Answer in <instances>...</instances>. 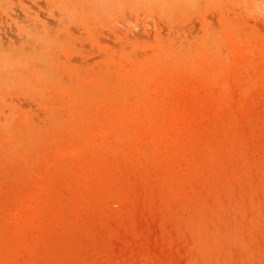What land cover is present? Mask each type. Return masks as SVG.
<instances>
[{
	"label": "rangeland",
	"instance_id": "obj_1",
	"mask_svg": "<svg viewBox=\"0 0 264 264\" xmlns=\"http://www.w3.org/2000/svg\"><path fill=\"white\" fill-rule=\"evenodd\" d=\"M263 5L264 0H0V264H264V10L262 15L259 14ZM255 53L259 54L260 66L254 72ZM241 59L245 61L240 64L238 60ZM231 64H234L233 69ZM225 72L231 79L235 77V81L240 79L242 86L237 93L244 95L250 90L254 93L255 110L249 129H259L263 139L257 138L254 149L247 141L249 135L238 133V128L231 131L226 119L215 126L218 120L212 110L214 104L207 109L206 123L196 125L190 134L192 137L188 139L189 98L193 97L194 89L203 94L204 82ZM138 77H142V81ZM99 85L103 90L97 87ZM214 89L218 90L217 87ZM226 91L223 98L231 101L227 88ZM138 92L144 94L138 95ZM75 102L76 105L73 104ZM110 106H115V109ZM172 106L176 113L187 112L184 113L186 122L180 125V130L186 132L181 130L183 144L178 145V135L174 133L170 155L161 158V169H157L152 162L150 174L138 179L145 187L144 194L152 198L150 204L155 203L156 198L161 206L154 209V221L137 227L131 224L127 228L115 213L118 206L110 203V198L103 206L96 198L106 192L107 184L116 183L119 177L133 178L134 171L140 166L138 156L142 150L144 157L149 156L152 161H155L156 154L161 155L151 138H143L147 131L141 111L145 112V120L148 121L147 117L154 110L163 113ZM135 108L141 110V114ZM121 109L128 113L125 119ZM116 114L122 117L117 119ZM238 119L235 120L237 126L241 121ZM109 122L114 123L113 126ZM80 126L83 129L78 130ZM129 133L132 135L129 136ZM125 134L127 137H124ZM139 134L142 136L138 137ZM100 136H104V140ZM258 147L263 150V155L256 153ZM52 162L54 164L49 165ZM155 174L158 175L157 180ZM186 184L187 188L184 187ZM17 185L20 188H16ZM151 191L156 195H151ZM50 205L52 208H49ZM59 208L62 210L59 211ZM164 211L168 212L166 216H162ZM158 219L161 222H157ZM143 236H146V241ZM121 241L123 244H120Z\"/></svg>",
	"mask_w": 264,
	"mask_h": 264
},
{
	"label": "bare ground",
	"instance_id": "obj_2",
	"mask_svg": "<svg viewBox=\"0 0 264 264\" xmlns=\"http://www.w3.org/2000/svg\"><path fill=\"white\" fill-rule=\"evenodd\" d=\"M261 2H263V1H261ZM264 6V5H263ZM262 10H264V7H263V9H262V7H260V13L259 14H261L262 15V13L263 12H261ZM258 13V12H257ZM258 14V15H259ZM264 17V16H263ZM222 19V18H221ZM257 19V18H256ZM220 21H222V20H220ZM264 21V20H263ZM262 21V22H263ZM224 23V22H223ZM224 25V24H223ZM264 27V26H263ZM264 29V28H263ZM256 30V29H255ZM254 32V31H253ZM256 33V32H255ZM229 35V34H228ZM248 35V34H247ZM246 35V36H247ZM262 35V34H261ZM225 36H226V34H225ZM249 37V36H248ZM226 39V38H225ZM229 39V38H228ZM227 39V40H228ZM235 40V39H234ZM233 40V41H234ZM247 40V39H246ZM258 41V40H257ZM237 42H239L238 40H237ZM227 43H228V41H227ZM246 44V43H245ZM233 45V44H232ZM235 46V45H234ZM248 46V45H247ZM261 46V45H260ZM158 47H160V46H158ZM157 47V48H158ZM156 48V49H157ZM235 48V47H234ZM252 48V47H251ZM255 48V47H254ZM230 49V48H229ZM232 49H233V47H232ZM234 50V49H233ZM158 51V50H157ZM156 51V52H157ZM241 51V50H240ZM161 52H162V49H161ZM234 52V51H233ZM159 53V52H158ZM231 54H232V52H231ZM230 54V55H231ZM235 55H236V53H235ZM241 55V54H240ZM258 53H255V55L253 54V56H256V58L254 59V67L255 68H253V71L255 72V71H257V69H256V67L259 65L260 66V64H259V62H258ZM232 57H233V55H231ZM238 56V58H239V55H237ZM231 57V58H232ZM153 58H155V57H153ZM249 58H251V56L249 55ZM156 59H158L159 60V58L157 57ZM204 60V59H203ZM214 60V59H213ZM231 60V59H230ZM242 60L243 59H241V60H238V61H240V64H241V62H242ZM162 61V60H161ZM201 61V60H200ZM245 61V59L243 60V62ZM222 62H224V60L222 61ZM230 62V61H229ZM237 62V61H236ZM236 62H234V63H236ZM264 62V61H263ZM164 63V62H163ZM232 63V62H231ZM237 63H239V62H237ZM203 64V63H202ZM217 64V63H216ZM203 65H205V63L203 64ZM232 65V69L234 68L233 67V65L234 64H231ZM144 66V65H143ZM206 66V65H205ZM237 66V65H236ZM235 66V67H236ZM259 66H258V69H259ZM145 67V66H144ZM160 67V66H159ZM238 67V66H237ZM153 68H155V66L153 67ZM169 68V67H168ZM192 68H194V67H192ZM138 69V68H137ZM144 69V68H143ZM145 69H146V67H145ZM147 69H149V68H147ZM155 69H157V68H155ZM217 69V68H216ZM141 70V69H140ZM153 70V69H152ZM161 70V69H160ZM238 70V72H239V69H237ZM260 70H261V68H260ZM149 71V70H148ZM151 71V70H150ZM156 71V70H155ZM232 71H234V70H232ZM231 71V72H232ZM133 72V71H132ZM147 72V71H146ZM200 72V71H199ZM227 72H229V71H227ZM227 72H225V73H223L224 75H219L218 77H215L214 78V76L213 77H211L210 79H208L206 82H204L205 84H204V86H205V88H204V92H203V94L200 92V91H197V89H194V91H193V97L190 99L189 98V102H188V104H187V108H188V116H187V114H186V116L188 117V124H187V126H188V139L190 138V137H192V136H190V134H191V132H194V129H195V126L196 125H198V126H202L203 124H205L206 122H205V120L207 121V116H208V111H207V109L211 106V105H213V111H214V113L217 115V120L218 121H216V123H215V126H218V124H220V123H222V122H224V120L225 121H227V123L228 124H230V126H229V129L232 131H236V129L235 128H238V133H243L244 135H249V138L247 137V141H250V147H251V149H254L253 147H255V144H256V141H258L257 140V138L258 137H260L262 134L260 133V130L259 129H257V128H255V129H249V126H250V123L252 122V120H253V118H252V114H253V110H255V107L253 106V100H255V99H252L253 98V96H254V93L252 94L250 91H248L246 94H244V95H242V94H239V93H237L239 90H240V87L242 86L241 85V82L239 81V80H236L235 81V77L234 78H230L229 77V74L227 73ZM135 73H136V70H135ZM138 73V72H137ZM147 73H149V72H147ZM147 73H146V75H147ZM152 73V72H151ZM166 73H167V71H166ZM184 73V72H183ZM260 73V72H259ZM130 74V73H129ZM141 74V73H140ZM139 73H138V75H140ZM145 74V73H144ZM159 74V73H158ZM190 74V73H189ZM195 74V73H194ZM256 74V73H255ZM137 75V76H138ZM149 75V74H148ZM161 74H159V76H160ZM179 75V74H178ZM234 75H236L235 74V72H234ZM233 75V76H234ZM241 75V74H240ZM128 76V75H127ZM142 76V75H141ZM182 76V75H181ZM248 77H250L249 76V74L247 75ZM131 77V76H130ZM136 77V76H135ZM164 77V76H163ZM120 78V77H119ZM124 78V77H123ZM128 78H129V76H128ZM139 79H140V77H138ZM160 78V77H159ZM172 78H173V76H172ZM176 78H177V76H176ZM175 78V79H176ZM117 80H118V78H116ZM136 79V78H135ZM138 79V80H139ZM165 79V78H164ZM190 79V78H189ZM102 80V79H101ZM116 80V82H118V81H120V80H118L117 81ZM127 80V79H126ZM141 81H142V77H141V79H140ZM143 80H145V79H143ZM149 80V79H148ZM151 80V79H150ZM157 80V79H156ZM161 81H162V79H160ZM180 80V79H179ZM191 80V79H190ZM185 81V80H184ZM94 82V81H93ZM99 82V81H98ZM104 82V81H103ZM123 82V81H122ZM121 82V83H122ZM129 82H131V80L129 81ZM128 82V83H129ZM138 82V81H137ZM146 82V81H145ZM160 82V81H159ZM188 82V81H187ZM254 82V81H253ZM101 84H102V81L100 82ZM124 83V82H123ZM140 83V82H139ZM259 83V82H258ZM91 84V83H90ZM118 84V83H117ZM127 84V83H126ZM135 84V83H134ZM165 84V83H164ZM169 84V83H168ZM173 84H174V82H173ZM94 86H96L95 84H93ZM103 85V84H102ZM107 85V84H106ZM106 85H104V86H106ZM110 85V84H109ZM121 86H122V84H120ZM137 85H138V83H137ZM166 85V84H165ZM164 85V86H165ZM182 85L183 84H181V87H182ZM185 85V84H184ZM243 85H245V84H243ZM91 86H92V84H91ZM108 86V85H107ZM117 86H119V85H117ZM139 86V85H138ZM152 85L150 84V87H151ZM257 86V85H256ZM97 87H100L101 88V86L99 85V86H97ZM109 87V86H108ZM114 87H116V86H114ZM147 87V86H146ZM213 87H217V89L218 90H216L215 91V89L213 90ZM243 87H245V86H243ZM92 88V87H91ZM110 88V87H109ZM113 88V87H112ZM136 88V87H135ZM152 88V87H151ZM160 88V87H159ZM163 88V87H162ZM171 88H172V86H171ZM226 88L228 89V93L229 94H227V95H229V97H230V100L231 101H228V99H227V97H225V98H223L224 97V94H226L227 93V91H226ZM102 89V88H101ZM106 89V88H105ZM115 89H117V88H115ZM146 89V88H145ZM185 89V88H184ZM188 89V88H187ZM200 89V87L198 88V90ZM57 90H58V88H57ZM103 90V89H102ZM107 90V89H106ZM110 90V89H109ZM108 90V91H109ZM113 90H114V88H113ZM112 90V91H113ZM172 90V89H171ZM180 90H181V88H180ZM180 90L178 89V92H180ZM112 91H111V93H112ZM115 91H117V90H115ZM185 91V90H184ZM184 91H183V94H184ZM187 91V90H186ZM99 92H101V91H99ZM107 92V91H106ZM106 92H105V94L103 93V95H104V97L103 98H105V96H106ZM117 92H119V91H117ZM136 92V91H135ZM174 92V91H173ZM176 92V91H175ZM174 92V93H175ZM182 92V91H181ZM187 92H189V90L187 91ZM191 92V91H190ZM110 93V94H111ZM115 93V92H114ZM140 93L141 92H138V95H140ZM158 93V92H157ZM170 93H172V92H170ZM256 93V92H255ZM141 94H144V93H141ZM152 93H150V95H151ZM155 94V93H154ZM177 94V93H176ZM182 94V95H183ZM187 94V93H186ZM192 94H191V96H192ZM236 94H239L238 96L236 95ZM257 94H259V92H257ZM69 95V94H68ZM86 95V94H85ZM118 95V94H117ZM149 95V96H150ZM178 95V94H177ZM70 96V95H69ZM87 96V95H86ZM102 96V95H101ZM107 96H109V94L107 95ZM128 96V95H127ZM155 96V95H154ZM153 96V98H155ZM184 96V95H183ZM186 96V95H185ZM257 96H259V95H257ZM66 97V96H65ZM118 97H121V96H118ZM128 97H130V96H128ZM127 97V98H128ZM137 97V96H136ZM143 97V96H142ZM166 97V96H165ZM180 97H181V95H180ZM211 97V98H210ZM263 97V96H262ZM262 97H261V99H262ZM67 98V97H66ZM86 98V97H85ZM88 98V97H87ZM98 98V97H97ZM102 98V97H101ZM102 98V99H103ZM107 99H108V97H106ZM117 98V97H116ZM159 99H161V97H158ZM168 98H169V96H168ZM178 98V97H177ZM182 98V97H181ZM184 98V97H183ZM256 98H258V97H256ZM100 99V98H99ZM130 99V98H129ZM155 99H157V98H155ZM164 99H166V98H164ZM180 99V98H179ZM119 100H121V98L119 99ZM151 100H153V99H151ZM168 100V99H167ZM182 100V99H181ZM184 100H186V99H184ZM227 100V101H226ZM258 100V99H257ZM263 100V99H262ZM69 101V100H68ZM116 101H117V99H116ZM122 101V100H121ZM126 101H127V99H126ZM129 101H132L131 99L129 100ZM128 101V102H129ZM135 101V100H134ZM133 101V102H134ZM155 101H157V100H155ZM161 101V100H160ZM187 101V100H186ZM102 103H103V101H101ZM107 103H108V101H106ZM112 102V101H111ZM145 102H147V101H145ZM151 102V101H150ZM149 102V103H150ZM154 102V101H153ZM162 102V101H161ZM164 102V101H163ZM185 102V101H184ZM259 102L260 101H258V104H259ZM76 103L77 102H75V103H73V104H75L76 105ZM91 103H93V102H91ZM90 103V104H91ZM98 103V102H97ZM101 103V104H102ZM110 103V102H109ZM115 103V102H114ZM116 103H118V102H116ZM115 103V104H116ZM143 104H144V102H142ZM157 103V102H156ZM160 103V102H159ZM187 103V102H186ZM261 103V102H260ZM46 105H47V103H45ZM73 104H71V105H73ZM86 104H89V103H86ZM100 104V103H99ZM121 104V103H120ZM154 104V103H153ZM230 104H232V105H230ZM256 104H257V102H256ZM262 104V103H261ZM78 105H79V103H78ZM81 105H84V104H81ZM142 105V104H141ZM157 105H158V103H157ZM164 105V104H163ZM162 105V106H163ZM169 105V104H168ZM167 105V106H168ZM184 105H186V104H184ZM260 105V104H259ZM66 106H67V104H66ZM80 106V105H79ZM94 106V108H95V105H93ZM97 106V105H96ZM100 106V105H99ZM103 106V105H102ZM107 106H108V104H107ZM127 106V105H126ZM126 106H125V109H126ZM143 106V105H142ZM144 106H145V104H144ZM150 106V105H149ZM166 106V107H167ZM256 106V105H255ZM261 106V105H260ZM82 107V106H81ZM85 107V106H84ZM83 107V108H84ZM86 107H88V106H86ZM90 107V106H89ZM104 107H105V105H104ZM109 107V106H108ZM111 108H113V109H115L114 107L115 106H110ZM129 107V106H128ZM132 107V106H131ZM146 107V106H145ZM158 107V106H157ZM185 107V108H186ZM258 107V106H257ZM77 108H79V107H77ZM83 108H82V110H83ZM92 108V107H91ZM118 109H120L119 107H117ZM116 108V109H117ZM130 108V107H129ZM133 108V107H132ZM132 108H130V109H132ZM147 108V107H146ZM154 108V107H153ZM167 108H169V106L167 107ZM179 108H181V107H179ZM186 108V109H187ZM87 109V108H86ZM93 109V108H92ZM103 109H105V108H103ZM113 109H111L112 110V112H114L113 111ZM117 109V110H118ZM124 109V108H123ZM124 109V110H125ZM137 109H139V108H137ZM140 109H141V107H140ZM139 109V110H140ZM152 109V108H151ZM155 109V108H154ZM161 108H159V110H160ZM74 110V109H73ZM79 109H77V111H78ZM110 110V111H111ZM122 110V109H121ZM133 110V109H132ZM135 110H136V108H135ZM144 110V109H143ZM147 110H148V108H147ZM164 110V109H163ZM98 111H101L100 109H98ZM102 111H104V110H102ZM123 111V110H122ZM136 111H138V110H136ZM141 111V110H140ZM140 111H138V113H140ZM152 111V110H151ZM176 110H175V108L172 106V108L171 109H169V110H167V111H163V113H159V111H157V110H154L153 111V113L151 114L150 112V114H149V117H147V119L149 118V120L148 121H146L145 119V112L144 111H141V112H143L142 113V117L144 118V120L143 119H141V120H143L144 121V124H146V131H147V134H146V136H145V134H144V137L143 138H145V137H147V138H151L150 140L151 141H153V143L155 144V145H157L158 146V148H159V152H160V154L161 155H159V154H156L155 155V157L154 158H156L155 159V161H152V160H150V158H149V156L148 157H144V154H142V152H143V150L141 149V147H140V145H139V147H140V149L142 150V152H139V153H136V155L137 154H139V156H138V163H139V167H137V169H136V171H134V173H133V178H126V177H119L118 179H117V182L116 183H113V184H110V185H106V192H104V193H100V195L99 196H97V201L103 206V205H107V199L108 198H110L111 200H110V203H114V204H116L118 207H116L117 209L116 210H114L115 211V213L117 214V215H119V217H120V221L122 222V224L125 226V227H127V228H129V226L131 225V224H133V225H135L136 227L137 226H140L141 224H143V223H149V222H152V221H154L155 219V216H154V211L156 210V208H159L160 206H161V203H160V201L159 200H157L156 198H155V203H153V204H150L151 202H153L152 201V198L151 197H149L148 195H145L144 194V189H145V187L143 186V185H140V182H139V178H141L142 176H144L145 174H150V172H149V170H150V168H149V166L151 165V163L153 162V164L155 163L156 164V168L157 169H161L160 168V164H161V158H163V157H165L166 155L167 156H169L170 155V146H171V138H172V136H173V134L175 133V134H177L178 136H177V139H178V145L179 146H182V144H183V132L184 133H186L185 131H183V129H181L183 132H181V130H180V125H181V123H184V122H186V120H185V115H184V113H182V114H179V113H176L175 112ZM83 112V111H82ZM92 112V111H91ZM90 112V113H91ZM116 112V111H115ZM124 112V111H123ZM125 112H126V110H125ZM124 112V113H125ZM147 112V111H146ZM173 112H175V114L174 115H172V113ZM210 112V111H209ZM261 112V111H260ZM50 113V112H49ZM69 113V112H68ZM84 113V112H83ZM105 113V112H104ZM117 113V112H116ZM135 113V112H134ZM137 113V112H136ZM135 113V114H136ZM263 113V112H262ZM74 114V113H73ZM132 114H133V112H132ZM141 114V113H140ZM211 114V113H210ZM264 114V113H263ZM49 115V114H48ZM71 115V114H70ZM69 115V118L71 117ZM77 115V114H76ZM90 115V114H89ZM103 115V114H102ZM117 115V119L119 118H121L118 114H116ZM122 115V114H121ZM124 115V114H123ZM128 115V113H125V115H124V119H125V116H127ZM131 115V114H130ZM139 115V114H138ZM259 115V114H258ZM78 116H80L79 114H78ZM77 116V117H78ZM86 116H87V114H86ZM108 116V115H107ZM115 116V115H114ZM119 116V117H118ZM132 116V115H131ZM130 116V117H131ZM133 116H134V114H133ZM132 116V117H133ZM260 116V115H259ZM54 117V116H53ZM88 117V116H87ZM92 117V116H91ZM91 117H90V119H91ZM109 117V116H108ZM141 117V118H142ZM240 118V119H238V120H241L240 121V123H238V126H237V124L235 123V120H237V118ZM262 117H264L263 115H262ZM261 117V118H262ZM72 118V117H71ZM82 118V117H81ZM86 118V117H85ZM85 118H83V119H85ZM94 118V117H93ZM97 118H101V117H97ZM107 118V117H106ZM106 118H104V119H106ZM134 118V117H133ZM140 117H138V119H139ZM213 118H214V116H213ZM68 119V118H67ZM87 119V118H86ZM108 120L110 119V118H107ZM112 119H113V117H112ZM160 119H162V121L160 122L159 120ZM100 120V119H99ZM107 120V121H108ZM132 120H135V119H132ZM140 120V119H139ZM72 121V120H71ZM80 121V120H79ZM84 122H85V120H83ZM89 121V120H88ZM95 122H96V120H94ZM101 121V120H100ZM107 121H105V122H107ZM118 121V120H117ZM121 121V120H120ZM124 121V120H123ZM212 121V120H211ZM255 121V120H254ZM61 122V121H60ZM63 122V121H62ZM73 122V121H72ZM76 123L78 122L77 120L75 121ZM87 122V121H86ZM99 122V121H98ZM104 122V123H105ZM128 122V121H127ZM138 122V121H137ZM239 122V121H238ZM257 122H258V120H257ZM71 123V122H70ZM82 123V122H81ZM101 123V122H100ZM109 123H111V122H109ZM114 123H117L116 121L114 122ZM113 123V124H114ZM132 123V122H131ZM130 123V124H131ZM139 123H141V121L139 122ZM208 123V122H207ZM218 123V124H217ZM226 123V124H227ZM15 124H16V122H15ZM18 124H20V123H18ZM58 124V123H57ZM66 124V123H65ZM64 124V125H65ZM68 124V123H67ZM74 124V123H73ZM107 124V123H106ZM105 124V125H106ZM113 124L111 123V125L113 126ZM128 124V123H127ZM22 125V124H21ZM77 126H78V123L76 124ZM80 125V124H79ZM99 125V124H98ZM100 125H103L104 126V124H100ZM110 125V126H111ZM131 125H133V124H131ZM165 125V126H164ZM207 125V124H206ZM236 125V126H235ZM76 126V127H77ZM87 127H88V125H86ZM91 126V125H90ZM89 126V127H90ZM111 126V127H112ZM124 126H125V124H124ZM187 126H185V127H187ZM205 126V125H204ZM203 126V127H204ZM81 127V126H80ZM86 127V128H87ZM123 127V126H122ZM138 127V126H137ZM143 126H141L140 128H142ZM213 127V126H212ZM97 128V127H96ZM112 128H114V127H112ZM111 128V129H112ZM125 128H126V126H125ZM128 128V127H127ZM135 128V127H134ZM205 128V127H204ZM217 128V127H216ZM222 128V127H221ZM52 129V128H51ZM50 129V130H51ZM61 129V128H60ZM76 129V128H75ZM74 129V130H75ZM78 129V128H77ZM81 129H83L82 127L80 128V129H78V130H81ZM94 129H95V127H94ZM107 129V128H106ZM123 129V128H122ZM225 129H228V128H225ZM85 130V129H84ZM83 130V131H84ZM113 130V129H112ZM121 130V129H120ZM132 130V129H131ZM206 130H208V129H205V131ZM58 131V130H57ZM56 131V132H57ZM85 131H87V130H85ZM108 131V130H107ZM107 131H104V132H107ZM135 131H137V130H135ZM202 131H203V128H202ZM227 131V130H226ZM54 131H52V133H53ZM63 132H66V131H63ZM68 132V131H67ZM79 132V131H78ZM90 132H91V130H90ZM110 132V131H109ZM176 132H178V133H176ZM45 133V132H44ZM55 133V132H54ZM111 133H113V132H111ZM120 133H121V131H120ZM119 133V134H120ZM123 133V132H122ZM133 133H135V132H133ZM205 133H207V132H205ZM214 133V132H213ZM263 133V132H262ZM61 134V132L59 133V135ZM62 134H64V133H62ZM79 134V133H78ZM85 135H86V133H84ZM138 134V133H137ZM136 134V135H137ZM141 134V133H140ZM138 135V137L139 136H142V135ZM209 134V133H208ZM232 134V133H231ZM47 135V134H46ZM84 135V136H85ZM102 135V134H101ZM112 135V134H111ZM121 135V134H120ZM131 135H132V133H131ZM130 135V133H129V136H131ZM193 135H195V134H193ZM204 135V134H203ZM213 135V134H212ZM233 135V134H232ZM55 136V135H54ZM80 136V135H79ZM78 136V137H79ZM114 136V135H113ZM124 136V135H123ZM123 136H121V137H123ZM197 136V135H196ZM206 136V135H205ZM48 137V136H47ZM62 137V136H61ZM74 137V136H73ZM93 137V136H92ZM101 137V136H100ZM111 137V136H110ZM124 137H127L126 136V134H125V136ZM55 138V137H54ZM59 138H60V136H59ZM62 138H64V137H62ZM61 138V139H62ZM70 138V137H69ZM68 138V139H69ZM72 138V137H71ZM81 138H82V136H81ZM86 138V137H85ZM96 138H99V135L98 136H96L95 137V139ZM102 138V140H104L103 138H104V136L103 137H101ZM100 138V139H101ZM106 138V137H105ZM112 138H114L115 139V137H112ZM132 138V137H131ZM142 137H140V139H141ZM186 138V137H185ZM201 138V137H200ZM261 138V137H260ZM60 139V140H61ZM76 139V138H75ZM87 139V138H86ZM187 139V140H188ZM208 139H210V138H208ZM262 139V138H261ZM53 140V139H52ZM90 140V139H89ZM96 140H98V139H96ZM135 141H136V139H134ZM150 140H148V141H150ZM263 140V139H262ZM48 142H49V140H47ZM55 141V140H54ZM56 141H58V139L56 140ZM78 141H79V139H78ZM82 141V140H81ZM81 141H79V142H81ZM101 141V140H100ZM107 141V140H106ZM145 141V140H144ZM143 141V142H144ZM185 141V140H184ZM208 141H210V140H208ZM63 142H65V141H63ZM62 142V143H63ZM76 142H77V140H76ZM86 142V141H85ZM128 142H130V141H128ZM132 142V141H131ZM130 142V143H131ZM141 142V141H140ZM147 142V141H146ZM207 142V141H206ZM262 142H264V141H262ZM262 142H260V143H262ZM70 143V142H69ZM75 143V142H74ZM88 143V142H87ZM114 143V142H113ZM117 143H119V142H117ZM122 143H123V140H122ZM130 143L128 144H126V145H130ZM133 143V142H132ZM131 143V144H132ZM138 143V142H137ZM142 143V142H141ZM203 143H205V141L203 142ZM214 143V142H213ZM221 143H223V141L221 142ZM249 143V142H248ZM259 143V142H258ZM49 144V143H48ZM57 144H59V143H57ZM84 144H86V143H84ZM89 144V143H88ZM91 144V143H90ZM92 144H93V142H92ZM91 144V145H92ZM134 144H136V143H134ZM54 145H56V143L54 144ZM80 145V144H79ZM95 145V144H94ZM96 145H97V143H96ZM95 145V146H96ZM102 145H103V143H102ZM115 145V144H114ZM118 145V144H117ZM213 145V144H212ZM261 145V144H260ZM260 145H259V147H260ZM263 145V144H262ZM82 146V145H81ZM80 146V147H81ZM88 146V145H87ZM120 146V145H119ZM175 146V145H174ZM43 147V146H42ZM51 147V146H50ZM59 147V146H58ZM63 147V146H62ZM86 147V146H85ZM84 147V148H85ZM102 147V146H101ZM132 147H134V146H132ZM258 147V148H259ZM45 148V147H44ZM64 148V147H63ZM78 148V147H77ZM87 148V147H86ZM93 148V147H92ZM95 148V147H94ZM93 148V149H94ZM116 148H118V146L116 147ZM120 148H122V147H120ZM128 148V147H127ZM154 148H156V147H154ZM154 148H152V149H154ZM257 148V149H258ZM41 149V148H40ZM46 149V148H45ZM50 149V148H49ZM98 149V148H97ZM147 149V148H146ZM222 149H223V147H222ZM263 149V148H262ZM44 150V149H43ZM60 150V149H59ZM67 150V149H66ZM70 150V149H69ZM78 150V149H77ZM76 149H75V151H77ZM87 150V149H86ZM106 150H108V149H106ZM124 150H126V148H124ZM136 150V149H135ZM140 150V151H141ZM192 150V149H191ZM200 150V149H199ZM61 151V150H60ZM73 151V150H72ZM82 151V150H81ZM88 151H90L91 152V150H88ZM97 151H99V150H97ZM105 151V150H104ZM129 151V150H128ZM138 151V150H137ZM188 151V150H187ZM193 151V150H192ZM219 151H220V149H219ZM255 151H256V153H263L261 150H260V148H259V150H256L255 149ZM45 153H46V151H44ZM43 152V153H44ZM48 152V151H47ZM66 152V151H65ZM107 152V151H106ZM158 152V151H157ZM156 152V153H157ZM254 152V151H253ZM50 153V152H49ZM64 153V152H63ZM62 153V154H63ZM69 153V152H68ZM87 153V152H86ZM92 153L94 154V152H93V150H92ZM127 153V152H126ZM172 153V152H171ZM182 153V152H181ZM180 153V154H181ZM193 153V152H192ZM226 153V152H225ZM224 153V154H225ZM70 155L72 154V152H70L69 153ZM75 154H76V152H75ZM90 154V153H89ZM130 154V153H129ZM176 154H178L177 152H176ZM179 154V155H180ZM44 155V154H43ZM46 155H48L47 153H46ZM77 155V154H76ZM76 155H73L74 157L76 156ZM87 155V154H86ZM96 155H98V154H96ZM95 155V156H96ZM135 155V156H136ZM263 155V154H262ZM50 156V155H49ZM64 156V155H63ZM89 156V155H88ZM108 156H109V154H108ZM110 156H111V154H110ZM125 156V155H124ZM128 156V155H127ZM130 156V155H129ZM134 156V157H135ZM177 156V155H176ZM186 156V155H185ZM264 156V155H263ZM45 157V156H44ZM65 157V156H64ZM79 157V156H78ZM100 157H102V156H100ZM254 157V156H253ZM256 157H257V155H256ZM69 158V157H68ZM93 158V157H92ZM95 158V157H94ZM96 158H98V156L96 157ZM117 158V157H116ZM125 158V157H124ZM129 158V157H128ZM169 157H167V159H168ZM171 158V157H170ZM182 159H187L188 157H185V158H183V157H181ZM260 159H261V157H259ZM37 159V158H36ZM57 159H59V157H57ZM56 159V160H57ZM71 159V158H70ZM105 159V158H104ZM174 159H176V157L174 158ZM174 159H170L169 161H172V160H174ZM40 160V159H39ZM60 160V159H59ZM64 160V159H63ZM65 160H66V158H65ZM72 160V159H71ZM81 159H79L78 161H80ZM101 160V159H100ZM135 160V159H134ZM154 160V159H153ZM91 161H92V159H91ZM105 161V160H104ZM107 161V160H106ZM119 161V160H118ZM125 161V160H124ZM178 162H179V159L177 160ZM188 161H190V160H188ZM209 161V160H208ZM22 162V161H21ZM28 162V161H27ZM38 162V161H37ZM40 162V161H39ZM102 162V161H101ZM100 162V163H101ZM131 162V161H130ZM23 163V162H22ZM29 163H31L30 161H29ZM28 163V164H29ZM33 163V162H32ZM61 163V162H60ZM69 163V162H68ZM73 163H75V162H73ZM89 163V162H88ZM103 163V162H102ZM101 163V164H102ZM107 163V162H106ZM125 163H126V161H125ZM170 163V162H169ZM213 163H214V161H213ZM217 163H218V161H217ZM24 164V163H23ZM52 164H54L53 162L51 163V164H49V165H52ZM154 164V165H155ZM174 164V163H173ZM177 165H179L178 163H176ZM11 165V164H10ZM58 165V164H57ZM56 165V166H57ZM126 165V164H125ZM184 165V164H183ZM15 166H17V165H15ZM15 166H13V167H15ZM41 166V169H42V165H40ZM59 166V165H58ZM61 166V165H60ZM59 166V167H60ZM63 166V165H62ZM66 166H67V164H66ZM75 166V165H74ZM93 166H96L95 164L93 165ZM92 166V167H93ZM97 166H100V165H97ZM104 166V165H103ZM103 166H101L102 168H103ZM105 166H107V165H105ZM127 166H128V164H127ZM173 166V165H172ZM182 166V165H181ZM233 166V165H232ZM18 167H22V166H18ZM34 167H36V166H34ZM63 167H65V164H64V166ZM87 167V166H86ZM100 167V168H101ZM163 167V166H162ZM183 167V166H182ZM211 167V166H210ZM17 167H15V169H16ZM22 168H24V167H22ZM22 168L20 169V170H22ZM39 168V167H38ZM62 168V167H61ZM66 168V167H65ZM70 168V167H69ZM78 168V167H77ZM82 168V167H81ZM174 168V167H173ZM177 168V167H176ZM205 168V167H204ZM215 168V167H214ZM29 169V168H28ZM34 169H36V168H34ZM58 169V168H57ZM63 169V168H62ZM92 169V168H91ZM97 169V168H96ZM129 169V168H128ZM17 170V169H16ZM33 170V169H32ZM163 170H164V167H163ZM169 170H170V168H169ZM34 171H36V170H34ZM60 171H63V170H60ZM76 171V170H75ZM81 171V170H80ZM84 171V170H83ZM89 171V170H88ZM97 171V170H96ZM98 171H99V169H98ZM101 171V170H100ZM172 171V170H171ZM203 171V170H202ZM205 171V170H204ZM23 172V171H22ZM50 172V171H49ZM68 172V171H67ZM159 172H161V171H159ZM163 172H165V170L163 171ZM162 172V173H163ZM170 172V171H169ZM199 172H201V171H199ZM214 172H216V171H214ZM17 173V172H16ZM32 173H34V172H32ZM70 173V172H69ZM81 173V172H80ZM166 173V172H165ZM194 173V172H193ZM196 173V172H195ZM223 173V172H222ZM39 174V173H38ZM59 174H61V172H59ZM63 174H65V173H63ZM74 174V173H73ZM77 174H78V172H77ZM118 174V173H117ZM164 174V173H163ZM168 174V173H167ZM221 174V173H220ZM23 175H25V174H23ZM37 175V174H36ZM50 175V174H49ZM72 174H70V176H71ZM81 175V174H80ZM90 175V174H89ZM91 175H93V174H91ZM31 176V175H30ZM33 176V175H32ZM48 176V175H47ZM84 176H86V175H84ZM168 176H169V174H168ZM184 176H186V175H184ZM200 176V175H199ZM225 176V175H224ZM2 177V176H1ZM24 177V176H23ZM25 177H29V176H25ZM67 177V176H66ZM87 177V176H86ZM94 177V176H93ZM192 177V176H191ZM221 177H222V175H221ZM15 178V177H14ZM14 178H12V181H15V180H13ZM30 178V177H29ZM82 178H84L83 177V175H82ZM157 178H158V175L157 174H155V179L157 180ZM182 178V177H181ZM180 178V179H181ZM195 178V177H194ZM24 179V178H23ZM26 179V178H25ZM24 179V180H25ZM51 179V178H50ZM62 179H63V177H62ZM61 179V180H62ZM72 179V178H71ZM81 178H79V180H80ZM85 179V178H84ZM91 179V178H90ZM93 179V178H92ZM91 179V180H92ZM109 179V178H108ZM178 179V178H177ZM196 179V178H195ZM20 180V179H19ZM48 180V179H47ZM78 180V181H79ZM82 180V179H81ZM89 180V179H88ZM91 180H90V182H91ZM175 180V179H174ZM202 180H204V179H202ZM10 181V180H9ZM33 181V180H32ZM66 181V180H65ZM64 181V182H65ZM171 181H173V180H171ZM199 181V180H198ZM11 182V181H10ZM9 182V183H10ZM58 182H60V181H58ZM180 182V181H179ZM178 182V183H179ZM234 182V181H233ZM19 183V182H18ZM57 183V182H56ZM65 183H67V182H65ZM82 183H83V181H82ZM100 183V182H99ZM87 184H88V182H87ZM98 184V183H97ZM195 184V183H194ZM206 184H207V182H206ZM210 184H212V183H210ZM255 184H256V182H255ZM27 185H28V183H27ZM48 185V184H47ZM60 185V184H59ZM65 185V184H64ZM68 185H69V182H68ZM73 185V184H72ZM18 187H16V188H20L19 187V185H17ZM36 186V185H35ZM147 186V185H146ZM187 186V184L184 186L185 188H187L186 187ZM257 186V185H256ZM5 187V186H4ZM7 187V186H6ZM22 187V186H21ZM48 187V186H47ZM59 187H61V186H59ZM170 187V186H169ZM260 187V186H259ZM10 188V187H9ZM23 188V187H22ZM92 187H90V188H88V189H91ZM176 189H177V187H175ZM29 189V188H28ZM32 189V188H31ZM33 189H35L34 188V186H33ZM59 189V188H58ZM61 189H64V188H61ZM24 190V189H23ZM180 190V189H179ZM198 190V189H197ZM176 191V190H175ZM181 191H183V190H181ZM188 191H190V190H188ZM20 192V191H19ZM24 192V191H23ZM25 192H26V190H25ZM78 192H80L79 190H78ZM89 192H92L91 190L89 191ZM17 193H18V191H17ZM2 194V193H1ZM21 194V193H20ZM19 194V195H20ZM43 194V193H42ZM11 195V194H10ZM22 195V194H21ZM45 195V194H44ZM58 195V194H57ZM78 195V194H77ZM86 195H87V193H86ZM151 195H156L153 191H151ZM150 195V196H151ZM187 195V194H186ZM40 195H38V197H39ZM42 196V195H41ZM46 196V195H45ZM50 196V195H49ZM215 196V195H214ZM47 197H48V195H47ZM46 197V198H47ZM53 197V196H52ZM59 197V196H58ZM65 197V196H64ZM168 197V196H167ZM182 197H183V195H182ZM9 198V197H8ZM45 198V199H46ZM48 198H50V197H48ZM81 198V197H80ZM85 198V200H86V197H84ZM193 198V197H192ZM26 199V198H25ZM82 199V198H81ZM178 199V198H177ZM261 199V198H260ZM11 200V199H10ZM20 200V199H19ZM43 200H44V198H43ZM50 200H51V198H50ZM53 200V199H52ZM68 200V199H67ZM74 200V199H73ZM79 200V199H78ZM84 200V199H83ZM212 200V199H211ZM210 200V201H211ZM12 201H14L13 199H12ZM25 201H28V199L27 200H25ZM24 201V202H25ZM31 201V200H30ZM41 201V200H40ZM39 201V202H40ZM82 201V200H81ZM39 202H38V204H39ZM43 202V201H42ZM61 202H63V201H61ZM65 202H66V200H65ZM167 202V201H166ZM14 203V202H13ZM17 203V202H16ZM15 203V204H16ZM33 203V202H32ZM52 203V202H51ZM58 203V202H57ZM77 203V202H76ZM96 203V202H95ZM188 203V202H187ZM12 204V203H11ZM24 206H25V204L24 203H22ZM49 204V203H48ZM59 204H62V203H60L59 202ZM5 205V204H4ZM21 205V204H20ZM32 205H34V203L32 204ZM41 205V204H40ZM45 206L47 205V204H44ZM65 205V204H64ZM73 205V204H72ZM71 204H70V206H72ZM77 205V204H76ZM76 205H75V207H76ZM80 205V204H79ZM83 205V204H82ZM85 205V204H84ZM109 205V204H108ZM43 206V205H42ZM57 207L56 208H58V205H56ZM63 206V205H62ZM61 206V207H62ZM78 206V205H77ZM97 206H99V205H97ZM66 207V206H65ZM68 207V206H67ZM114 207V206H113ZM27 208V207H26ZM49 208H52L51 207V205H50V207ZM64 208V207H63ZM190 208V207H189ZM188 208V209H189ZM60 210L59 211H61L62 209L61 208H59ZM67 209V208H66ZM89 209H90V207H89ZM155 209V210H154ZM25 210V209H24ZM27 210V209H26ZM29 210V209H28ZM33 210H36V209H33ZM32 210V211H33ZM48 210V209H47ZM50 210H52V209H50ZM54 210V209H53ZM68 210V209H67ZM80 210H82V209H80ZM214 210V209H213ZM32 211H30V212H32ZM44 211V210H43ZM65 211V210H64ZM209 211H211L210 209H209ZM9 212V211H8ZM24 212V211H23ZM28 213H30L29 211H27ZM148 212V213H147ZM184 213H186V211H183ZM16 213V212H15ZM20 213V212H19ZM68 213V212H67ZM90 213V212H89ZM107 213V212H106ZM26 214V213H25ZM69 214V213H68ZM152 215V216H149V215ZM163 214L166 216L167 214H168V212H166V211H164L163 213H162V216H163ZM171 214V213H170ZM211 214V213H210ZM14 215V214H13ZM13 215H11V217H13ZM20 215V214H19ZM187 215V214H186ZM21 216V215H20ZM165 216H164V218H165ZM22 217V216H21ZM21 217H20V219H21ZM27 217V216H26ZM32 217V216H31ZM74 217H76V216H74ZM73 217V218H74ZM14 218V217H13ZM42 218V217H41ZM72 218V217H71ZM168 218H169V216H168ZM167 218V219H168ZM17 219H19V218H17ZM30 220L29 221H31L30 223H32V220H31V218H29ZM45 219H47V218H45ZM157 219V218H156ZM206 219V218H205ZM9 220H11V219H9ZM35 220V219H34ZM159 220V219H158ZM161 220V219H160ZM157 221V222H161V221ZM256 220V219H255ZM15 221V220H14ZM41 221V220H40ZM47 221H48V219H47ZM47 221H45V222H47ZM51 221H52V219H51ZM70 221H72L71 219H70ZM11 222V221H10ZM18 222H20V221H18ZM35 222V221H34ZM198 222V221H197ZM14 223V222H13ZM30 223H29V225H30ZM166 223V222H165ZM15 224L16 225H18L17 224V221L15 222ZM156 224V223H155ZM164 223L162 222V225H163ZM26 225H28V223H26ZM43 225H44V222H43ZM193 224L191 223V226H192ZM156 226V225H155ZM196 226V225H195ZM17 227V226H16ZM27 227V226H26ZM25 227V228H26ZM29 227V226H28ZM31 227V226H30ZM33 227V226H32ZM64 227H66V226H64ZM152 227H154V226H152ZM152 227H151V229H150V231L152 230ZM161 227V226H160ZM131 228V227H130ZM21 229V228H20ZM24 229V228H23ZM28 229V228H27ZM35 229V228H34ZM34 229H33V231H34ZM141 229V228H140ZM139 229V230H140ZM164 229H166V228H164ZM204 229V228H203ZM134 230V229H133ZM138 230V229H137ZM154 230V229H153ZM200 230V229H199ZM199 230H197V232L199 231ZM28 231H30V230H28ZM148 231V230H147ZM13 232V231H12ZM17 232V231H16ZM123 231H121V233H122ZM145 232V231H144ZM28 233V232H27ZM138 233V232H137ZM156 233H158V232H156ZM24 234V233H23ZM35 234V233H34ZM63 234H65V233H63ZM149 234H150V232H149ZM214 234V233H213ZM216 234V233H215ZM27 235V234H26ZM116 235H118V234H116ZM135 235V234H134ZM158 235V234H157ZM220 235V234H219ZM70 236H71V234H70ZM101 236V235H100ZM138 236V235H137ZM159 236V235H158ZM17 237H18V235H17ZM19 237L21 238L22 236H20L19 235ZM27 237V236H26ZM30 237V236H29ZM105 237H106V235H105ZM123 237H125V236H123ZM144 237V238H143ZM142 238L145 240V238H146V236H143ZM149 236H147V238H148ZM150 237H151V235H150ZM153 237V236H152ZM217 237V236H216ZM247 237V236H246ZM19 238V239H20ZM127 238V237H126ZM136 238V237H135ZM163 238V237H162ZM219 238V237H218ZM66 239V238H65ZM104 239V238H103ZM141 239V238H140ZM139 239V240H140ZM153 239V238H152ZM166 239V238H165ZM168 239V238H167ZM16 240V239H15ZM17 240H18V238H17ZM33 240V239H32ZM32 240H29V241H32ZM74 240H76V238L74 239ZM143 240V241H144ZM150 240V239H149ZM160 240H162V239H160ZM247 240V239H246ZM19 241V240H18ZM47 241V240H46ZM110 241V240H109ZM125 241V240H124ZM146 241V240H145ZM145 241L143 242V243H145ZM148 241V240H147ZM199 241V240H198ZM22 242H24V241H22ZM33 243H34V241H32ZM38 242H40V241H38ZM133 242H136V241H133ZM132 242V243H133ZM157 242V241H156ZM155 242V243H156ZM218 242V241H217ZM25 243V242H24ZM151 243H153V242H151ZM159 243H160V241H159ZM166 243V242H165ZM15 244H16V241H15ZM20 244V243H19ZM105 244V243H104ZM104 244H102V245H104ZM108 244V243H107ZM118 244V243H117ZM120 244H123L122 243V241H121V243ZM120 244L118 245V246H120ZM124 244H126V243H124ZM141 245H142V243H140ZM168 244H169V241H168ZM190 244V243H189ZM218 244H219V242H218ZM28 245H30V244H28ZM132 245V244H131ZM136 245V244H135ZM145 245V244H144ZM148 245V244H147ZM150 245V244H149ZM245 245V244H244ZM12 246V245H11ZM100 245H98L97 247L98 248H100L99 247ZM143 246V245H142ZM152 246V245H151ZM154 246H156V245H154ZM218 246V245H217ZM216 246V247H217ZM243 246V245H242ZM2 247V246H1ZM16 247V246H15ZM19 247H20V245H19ZM19 247H16L17 249H19ZM21 247H23V244L21 245ZM20 247V248H21ZM30 247V246H29ZM104 247V246H103ZM110 247H112V246H110ZM124 247V246H123ZM139 247V246H138ZM149 247V246H148ZM148 247H145V248H148ZM164 247V246H163ZM247 247V246H246ZM27 248H28V246H27ZM27 248H25V249H27ZM32 248V246L30 247V249ZM85 248V247H84ZM89 248V247H88ZM144 248V249H145ZM162 248V247H161ZM160 248V251L162 250ZM245 248V247H244ZM12 249H14L13 247H12ZM63 249H65V248H63ZM67 249V248H66ZM69 249V248H68ZM131 249V248H130ZM150 249V248H149ZM158 249V248H157ZM231 249V248H230ZM24 250V249H23ZM135 250H137V249H135ZM141 250V249H140ZM12 250H10V252H11ZM29 251H33V250H29ZM92 251V250H91ZM93 251H94V249H93ZM104 251V250H103ZM107 251V250H106ZM159 251V250H158ZM159 251V252H160ZM247 251V250H246ZM99 252V251H98ZM113 252V251H112ZM111 252V253H112ZM128 252H129V250H128ZM127 252V253H128ZM193 252H195V251H192V253ZM197 252H199V251H197ZM234 252V251H233ZM232 252V253H233ZM26 253V252H25ZM88 253H89V251H88ZM110 253V252H109ZM136 253H139V252H136ZM145 253V252H144ZM144 253L142 252V254L144 255ZM243 253V252H242ZM17 254H18V251H17ZM75 254H77V253H75ZM116 254V253H115ZM141 254V253H140ZM200 254V253H199ZM26 255V254H25ZM43 255V254H42ZM143 255H142V258H143ZM145 255H146V253H145ZM144 255V256H145ZM243 255V254H242ZM19 256V255H18ZM32 256V255H31ZM44 256V255H43ZM51 256V255H50ZM84 256V255H83ZM125 256V255H124ZM150 256V255H149ZM214 256V255H213ZM217 256V255H216ZM9 257V256H8ZM14 257V256H13ZM30 257V256H29ZM91 257H93V256H90V258ZM126 257H127V254H126ZM141 257V256H140ZM150 257H152V256H150ZM149 257V258H150ZM211 257V256H210ZM227 257H229V256H227ZM248 257V256H247ZM15 258V257H14ZM26 258V257H25ZM58 258V257H57ZM82 258V257H81ZM89 258V259H90ZM121 258V257H120ZM123 258V257H122ZM139 258V257H138ZM194 258V257H193ZM192 257H191V259H193ZM222 258V257H221ZM220 258V259H221ZM240 258V257H239ZM245 258V257H244ZM12 259V258H11ZM100 259V258H99ZM109 259V258H108ZM111 259V258H110ZM128 259V258H127ZM134 259V258H133ZM132 259V260H133ZM241 259V258H240ZM6 260V259H5ZM22 260V259H21ZM25 260V259H24ZM26 260H27V258H26ZM41 260V259H40ZM62 260V259H61ZM93 260V259H92ZM101 260V259H100ZM103 260V259H102ZM105 260V259H104ZM144 260H146V259H144ZM151 260V259H150ZM201 260V259H200ZM203 260V259H202ZM242 260H243V258H242ZM7 262H8V260H6ZM116 260H114L113 262H115ZM122 261V260H121ZM143 261V259L141 260V262ZM155 261V260H154ZM194 261H195V258H194ZM229 261V259L227 260V262ZM11 262V261H10ZM30 262V261H29ZM86 262H89V261H86ZM105 262V261H104ZM118 262V261H117ZM157 262V261H156ZM206 262H207V260H206ZM223 263H224V261H222ZM221 262V263H222ZM242 262V261H241ZM25 263H27V262H25ZM50 263V262H49ZM49 263H47V264H49ZM106 263V262H105ZM108 263V262H107ZM155 263V262H154ZM5 264V263H4ZM14 264H17V263H14ZM22 264V263H21ZM63 264V263H62ZM71 264V263H70ZM97 264V263H96ZM115 264V263H114ZM159 264V263H158ZM192 264V263H191ZM199 264H201V262L199 263ZM205 264V263H204ZM207 264V263H206Z\"/></svg>",
	"mask_w": 264,
	"mask_h": 264
}]
</instances>
